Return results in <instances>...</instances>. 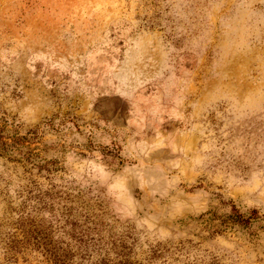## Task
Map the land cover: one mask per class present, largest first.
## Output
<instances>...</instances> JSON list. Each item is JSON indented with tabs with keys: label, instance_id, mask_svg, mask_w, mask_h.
I'll return each instance as SVG.
<instances>
[{
	"label": "rangeland",
	"instance_id": "374dc122",
	"mask_svg": "<svg viewBox=\"0 0 264 264\" xmlns=\"http://www.w3.org/2000/svg\"><path fill=\"white\" fill-rule=\"evenodd\" d=\"M0 130V264H264V0H0Z\"/></svg>",
	"mask_w": 264,
	"mask_h": 264
},
{
	"label": "trees",
	"instance_id": "16d2710c",
	"mask_svg": "<svg viewBox=\"0 0 264 264\" xmlns=\"http://www.w3.org/2000/svg\"><path fill=\"white\" fill-rule=\"evenodd\" d=\"M0 149L4 151H10V143L8 144L4 140V135L2 134V130H0ZM260 218L259 212L256 209H253L250 213L245 214L242 213L237 207H233L232 213L228 214L226 218L223 219L222 223L227 224L231 222L232 224H239L242 229H252V224L256 220ZM225 227H233L235 225H224ZM264 227V225H261ZM87 250V249H84ZM64 252H59L58 248H54L53 246L47 245L46 252L49 255L50 259L54 264H70V260L75 255L72 252V249L64 250ZM81 258L85 260V253L81 255ZM83 262V261H82ZM91 264H111V259L108 257H102ZM118 264H122L121 262Z\"/></svg>",
	"mask_w": 264,
	"mask_h": 264
}]
</instances>
